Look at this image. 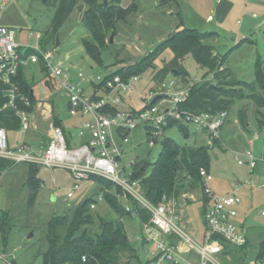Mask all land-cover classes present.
Returning <instances> with one entry per match:
<instances>
[{
    "label": "rangeland",
    "instance_id": "374dc122",
    "mask_svg": "<svg viewBox=\"0 0 264 264\" xmlns=\"http://www.w3.org/2000/svg\"><path fill=\"white\" fill-rule=\"evenodd\" d=\"M231 1L232 6H227L226 9L224 6H215V0H174L172 4H161V0H134L133 10L116 24L113 43L102 51L103 66L95 64L83 54L81 38L88 36V33L79 22L80 12L77 10L60 27L57 34L58 47L55 48L54 43L49 42L44 49L53 54V60L63 61V67L68 69L73 81L79 82L91 94L95 90L94 85L98 83L97 76L103 77L123 65L138 61L181 24L199 31L215 32L216 35L206 39V43L214 46L218 56L226 57L222 64L224 68L231 70L239 80L251 83L254 81L255 64L264 60V0ZM130 2L131 0H121V6L127 7ZM52 16L53 10L38 0H9L6 8L0 11V25L12 28L20 43L27 41L36 45L34 38L28 39L27 35L39 32L43 39L50 28ZM171 58V51L164 50L154 60L155 70ZM182 65L188 72L190 84L211 78V73L199 67L190 54L184 56ZM79 71L83 73L84 79L77 77ZM153 72L151 68L143 70L140 79L133 82V89L124 94V99L132 107H144L147 103L140 95L149 96L151 91L157 90L162 83L167 84L171 79L175 82L176 89L187 85L180 76L172 73L166 74L159 82L152 78ZM42 73L44 76V72ZM26 76L34 80L35 93L44 89L45 83L43 80L39 81L41 77L37 64L26 69ZM87 78H92L93 83H88ZM259 91L264 94V89L259 88ZM66 103L64 97L55 95L52 110L55 115L59 114L64 131H71L75 142L79 143L76 139L80 128L79 120L70 116ZM123 108L127 109L128 105ZM242 108H246L245 127L241 125L237 115ZM75 123L77 128L72 127ZM186 127V137L176 126L166 129L164 136L179 145L203 143L204 137H200V134L195 138V133L200 131L197 126L189 123ZM85 135L88 137L89 133L85 132ZM8 137L10 147L15 146L18 141L31 139L28 134L20 135L15 131L9 132ZM220 142L223 146L219 144L208 149L211 175L208 187L217 195L234 192L239 197L237 221H241L246 229L252 245L248 254L252 257L257 244L264 238V215H261L264 211V126L258 124L256 107L251 100H236L230 107L227 123L220 133ZM123 148L127 151L123 161L131 155L153 161L160 150V143L150 146L144 128L140 125L129 134V143L123 145ZM247 151H251L257 159L251 172L245 163L240 165L237 162L245 161L243 154ZM27 170V164H15L1 177L0 213L8 211L11 220L5 240H2L0 233V264H43L38 251L45 246L43 238L47 220L53 215H63L87 197L95 198L101 193L99 189L102 184L93 178L81 181L73 196L67 198L66 194L73 185L70 173L59 167L50 169L37 166L36 175L41 180V186L29 207V189L25 184ZM92 212L106 219L117 218L104 199L96 204ZM122 222L127 238L138 256L130 264H139L150 256L151 246L144 243L145 240L142 242L141 226L136 216H123ZM177 224L195 244L201 246L204 228L201 201L185 205ZM194 253L192 249L185 260L175 257L177 263L196 264ZM225 259L229 260L228 257Z\"/></svg>",
    "mask_w": 264,
    "mask_h": 264
},
{
    "label": "built area",
    "instance_id": "2783aa9c",
    "mask_svg": "<svg viewBox=\"0 0 264 264\" xmlns=\"http://www.w3.org/2000/svg\"><path fill=\"white\" fill-rule=\"evenodd\" d=\"M9 0H0V11L4 10ZM255 16V14H252ZM27 38H34L36 45L27 41L20 43L16 40L12 28L0 25V113L10 110L17 119V128L10 130L0 125V164L4 161L13 164L25 163L46 168L66 169L73 180L66 197L73 196L81 181L100 178L112 183L120 189L114 193L120 201L131 198L149 212L148 221L141 224V238L150 243L152 248L150 258L144 264H176L175 257L180 253L178 243L183 242L194 249L197 254V264H223L219 259L222 244L218 236L234 246L246 243L247 232L240 221H237L239 197L234 193L215 194L209 187L211 175L205 169L199 174L203 182V194L207 198L203 212L205 230L203 244H195L178 226L179 207L190 195L183 193L177 198H166L157 204L145 199L139 179L133 178V166L138 160L131 155L127 160L123 158L127 151L123 145L129 143V134L138 126H143L148 144L153 146L163 136V128L169 121L194 124L206 134V144L212 147L220 141L221 129L225 122L226 112L192 113L182 109L179 104L187 93L186 88H175L171 79L167 84L162 83L149 96H140L148 103L142 109H124V94L133 89V82L140 79V75H133L127 81L119 75L107 78L97 76L98 83L91 94L87 93L79 82L73 81L68 69L63 67V61L53 60V54L46 51L42 43V34L34 32ZM33 64L38 65L39 81L45 83L49 78L54 84V93L45 85L38 93L30 89L32 99L21 89L17 80L19 71L26 75V69ZM42 73V74H41ZM77 77L84 79L82 72ZM93 83L92 78H87ZM62 96L67 100L66 110L70 116L81 119L82 123L77 132L78 138L89 136L84 142L73 144V133L66 135L64 130L54 124L52 95ZM153 103V104H152ZM152 104V105H151ZM57 117L60 118L59 114ZM28 134L31 139L18 141L10 147L9 132ZM245 161L238 160V164H246L251 172L257 159L251 151L243 154ZM5 170L0 169V181ZM264 188V183L262 184ZM107 191V190H105ZM192 196V195H191ZM90 208L103 200V194L95 197ZM126 211L130 210L124 203ZM264 215V211L261 212ZM84 260V257L82 258ZM247 264H264V254L258 259L251 258Z\"/></svg>",
    "mask_w": 264,
    "mask_h": 264
},
{
    "label": "trees",
    "instance_id": "16d2710c",
    "mask_svg": "<svg viewBox=\"0 0 264 264\" xmlns=\"http://www.w3.org/2000/svg\"><path fill=\"white\" fill-rule=\"evenodd\" d=\"M38 1L53 10L50 28L42 39L43 46L49 42L55 43L60 27L70 14L77 10L80 12L79 22L88 33V36L81 38L83 54L99 66H103L102 51L109 46L108 34L115 31L117 22L124 19L134 7V0H131L127 7L121 6V0H107L106 7L103 6L104 0ZM172 2L174 0H161V4H172ZM214 35L216 33L212 31H199L180 24L152 51L138 61L110 72L107 78L119 75L122 80L127 81L131 76L140 75L143 70L151 68L154 70L152 78L161 82L166 74L175 70V75L180 76L187 84L185 87L187 93L179 104L180 108L195 114L226 112V122L229 109L236 100H251L256 107L257 122L260 126H264V94L259 91V88L264 89V60H259L255 64L253 82L239 80L231 70L223 67L226 57L218 56L214 46L206 43L205 40ZM166 49L171 51L172 58L155 70L154 60ZM187 54L192 55L199 67L211 73L210 79L190 84L188 72L182 65V60ZM41 68L44 72V67ZM17 80L21 89L32 99L30 89L33 88L34 80L29 79L22 70L19 71ZM45 85L54 93L55 87L51 79L47 78ZM2 101L0 98V104ZM54 101L55 94L51 98L52 107ZM146 106H149L148 103L142 108ZM237 115L241 125L245 127L246 108L238 110ZM52 119L55 125L64 130L62 121L55 115L54 110ZM0 125H5L10 130L17 128V119L12 111L3 110L0 113ZM173 126H176L185 137L187 136L186 123L169 121L163 128V136L158 141L160 150L156 159L153 161L148 158L138 159L133 166L132 177L139 179L145 199L152 204L159 203L163 197L177 198L183 193L196 194L206 203L207 198L203 194V182L199 171L203 168L209 173L210 147L206 143L193 146L177 144L173 139L164 136V131ZM64 133L69 134L67 131ZM219 143L220 141H216L213 146ZM14 165L12 162L4 161L0 164V169L6 171ZM27 165L25 184L29 189L27 204L30 207L41 186V180L36 175L38 165ZM95 179L102 184L99 190L117 218L106 219L94 214L90 204L96 200L92 196L63 215L51 216L46 222L43 238L45 246L43 250L38 251L43 264H122L123 259H125L124 264H129L136 258L135 250L127 238L122 217L136 216L142 224L148 221L149 212L131 198L124 202L130 207V210L126 211L124 203L114 194V192L119 193L120 189L106 180ZM9 214L8 211L0 213L2 240L6 239L10 227ZM212 239L219 240L223 246L218 254L223 264H247L251 258L258 259L264 254V238L257 244L252 257L248 254L252 249L248 237L242 246L231 245L218 236ZM226 257L229 260H226Z\"/></svg>",
    "mask_w": 264,
    "mask_h": 264
},
{
    "label": "crops",
    "instance_id": "0c3cea01",
    "mask_svg": "<svg viewBox=\"0 0 264 264\" xmlns=\"http://www.w3.org/2000/svg\"><path fill=\"white\" fill-rule=\"evenodd\" d=\"M216 1V4H215V6H217V7H220V6H224L225 8L227 7V6H232V1L231 0H215ZM227 9V8H226ZM225 11V10H224ZM177 88H185V87H177ZM141 96V95H140ZM125 105H128V109H130V108H132V109H137V108H134V107H132V105L130 104V102L128 101V100H125L124 99V104L122 105V107H124ZM78 120H79V126L81 125V123H82V121H81V119H79L78 118ZM227 120H228V117H227ZM227 120H226V122H225V124L227 123ZM225 124H224V126H225ZM76 126V123L75 124H73L72 125V127L73 128H77V126ZM223 126V127H224ZM69 132V131H68ZM72 132L70 131L69 132V134H71ZM199 134H200V137H204V141H203V143H205L206 142V134H205V132H203V131H199V132H197V133H195V138H198V136H199ZM75 136H73V139L71 140V142L73 143V144H79V143H82V142H84V140H85V138H86V136L85 137H83V138H76V139H78L80 142L79 143H76L75 142V138H74ZM219 144H222L221 142L219 143ZM218 144V145H219ZM218 145H215V146H218ZM222 146H223V144H222ZM190 196L180 205V207H179V219H180V217H181V213H182V208L185 206V205H188V204H190V203H192V202H200L201 201V203H202V218H203V212H204V209H205V206H206V203H204L201 199H200V197L198 196V195H196V194H189ZM192 195V196H191ZM190 200V201H189ZM179 221V220H178ZM140 223V222H139ZM203 224H204V228H203V233H204V230H205V223H204V218H203ZM140 226H141V224H140ZM142 239V238H141ZM142 242H144V240H142ZM144 243H147V244H149L150 246H151V244L150 243H148V242H144ZM151 248H152V246H151ZM150 248V249H151ZM178 248L180 249V253L177 255L178 256V258H180L181 260H185L187 257H188V254H191V252H192V249H190L189 248V246L187 245V244H185V243H183V242H179L178 243ZM135 250V249H134ZM151 251V250H150ZM135 253H136V251H135ZM149 254H150V252H149ZM194 255V257H195V259H196V264H197V261H198V258H197V254L196 253H194L193 254ZM176 256V257H177ZM137 253H136V258H134V259H137ZM150 258V256L149 257H147L143 262H140L139 264H144L148 259ZM134 259H132V260H134ZM176 259V258H175ZM131 260V261H132ZM125 261V260H124ZM130 261V262H131ZM130 262H129V264H130ZM176 264H179V263H177V260H176Z\"/></svg>",
    "mask_w": 264,
    "mask_h": 264
},
{
    "label": "water",
    "instance_id": "95a60500",
    "mask_svg": "<svg viewBox=\"0 0 264 264\" xmlns=\"http://www.w3.org/2000/svg\"><path fill=\"white\" fill-rule=\"evenodd\" d=\"M103 6L106 7L107 6V2L106 0L103 1ZM113 36H114V31H111L108 37V44H112L113 43ZM59 45V39L58 36L55 37V43H54V47L57 48ZM172 74H175L176 71L172 70L171 71Z\"/></svg>",
    "mask_w": 264,
    "mask_h": 264
}]
</instances>
